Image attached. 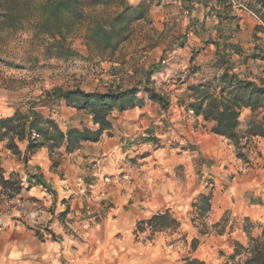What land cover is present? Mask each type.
<instances>
[{
	"label": "clouds",
	"instance_id": "9594fccd",
	"mask_svg": "<svg viewBox=\"0 0 264 264\" xmlns=\"http://www.w3.org/2000/svg\"><path fill=\"white\" fill-rule=\"evenodd\" d=\"M0 264H264V0H0Z\"/></svg>",
	"mask_w": 264,
	"mask_h": 264
},
{
	"label": "crops",
	"instance_id": "0c3cea01",
	"mask_svg": "<svg viewBox=\"0 0 264 264\" xmlns=\"http://www.w3.org/2000/svg\"><path fill=\"white\" fill-rule=\"evenodd\" d=\"M42 180V178H40Z\"/></svg>",
	"mask_w": 264,
	"mask_h": 264
}]
</instances>
